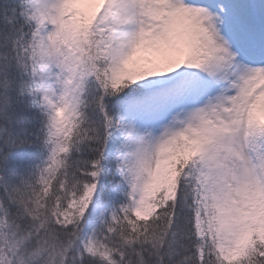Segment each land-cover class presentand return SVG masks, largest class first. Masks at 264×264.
Wrapping results in <instances>:
<instances>
[{
	"label": "rangeland",
	"instance_id": "1",
	"mask_svg": "<svg viewBox=\"0 0 264 264\" xmlns=\"http://www.w3.org/2000/svg\"><path fill=\"white\" fill-rule=\"evenodd\" d=\"M213 1L218 9L214 14L234 45L207 16H196L198 6L192 9L178 0L161 6L156 0H33L37 24L33 53L38 66L32 72L40 109L57 126L55 131L65 134L97 70L92 71L91 52L83 43L91 18L102 9L98 27L105 26L108 47L99 40L94 48L108 55L107 65L94 54L105 65L101 72L108 73V83L127 79L149 88V95L126 105L108 141L104 160H113L118 173L113 191L123 189L126 175L132 195L128 207L145 221L174 199L180 176L196 178L198 263L212 256L218 264H242L257 252L264 259V193L259 195L251 164L253 148L264 179V69L239 66L247 65L241 51L264 54V42H251L246 36L250 29L257 36L264 31V0H256L254 8L249 0ZM174 5L178 12L173 16ZM183 68L189 76L209 80L212 89L192 96L194 83L187 82L191 77L178 80ZM95 190L88 187L62 220L72 218L69 225L74 230L83 226L78 244L71 246L75 254L70 260L60 263V255L41 238L35 246V236L4 219L0 264H79L84 257L120 264L97 239V229L113 210L108 202L94 199Z\"/></svg>",
	"mask_w": 264,
	"mask_h": 264
},
{
	"label": "trees",
	"instance_id": "2",
	"mask_svg": "<svg viewBox=\"0 0 264 264\" xmlns=\"http://www.w3.org/2000/svg\"><path fill=\"white\" fill-rule=\"evenodd\" d=\"M94 28L91 22L87 49L94 62L92 71L97 70L84 88L76 118L65 126V134H58L35 93L32 68L38 66L33 53L37 25L31 3L0 0V221L30 232L35 246L41 238L60 255V263L70 260L75 254L71 246L78 244L83 226L74 230L69 225L72 218L62 220L86 187L98 182L96 174L104 183L98 199L113 210L96 235L116 255L117 263L218 264L212 256H205L201 263L196 259L195 180L180 176L174 199L161 204L145 221L127 208L130 194L126 190L119 189L116 196L107 186L118 179L113 161L101 163L107 132L117 123L122 101L139 93L140 85L127 80L108 83V73L101 72L105 65L98 59L107 63L108 55L94 50L96 41L105 40L104 32L99 35ZM86 258L78 263L100 264ZM242 264H264V259L257 252Z\"/></svg>",
	"mask_w": 264,
	"mask_h": 264
},
{
	"label": "bare ground",
	"instance_id": "3",
	"mask_svg": "<svg viewBox=\"0 0 264 264\" xmlns=\"http://www.w3.org/2000/svg\"><path fill=\"white\" fill-rule=\"evenodd\" d=\"M157 1V3L159 4V1L160 0H156ZM157 4V5H158ZM191 5H193V4H191ZM204 7H209L207 4L206 5H203ZM173 9V12L175 11L176 13L178 12V8L174 5V7L172 8ZM175 12H174V14H172L173 16L175 15Z\"/></svg>",
	"mask_w": 264,
	"mask_h": 264
}]
</instances>
